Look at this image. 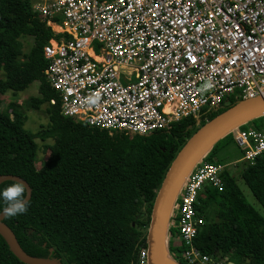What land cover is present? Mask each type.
Wrapping results in <instances>:
<instances>
[{
	"label": "trees",
	"instance_id": "trees-1",
	"mask_svg": "<svg viewBox=\"0 0 264 264\" xmlns=\"http://www.w3.org/2000/svg\"><path fill=\"white\" fill-rule=\"evenodd\" d=\"M53 37L34 13L33 0H0V95H17L38 82L39 95L29 106L44 107L49 120L46 129L29 131L22 107L11 102L1 110L0 100V176L20 177L32 189L27 213L4 222L35 258L61 264H131L146 247L156 196L178 153L201 127L242 99L230 97L228 104L199 121L186 118L146 136L91 127L63 115L60 95L48 82L44 47ZM24 38L32 41L28 52ZM263 127L264 116L242 126ZM38 139L53 141L45 146L50 153L40 169ZM232 142L235 145L230 133L204 161L215 164L219 152ZM220 176L223 189L206 185L198 198L204 225L194 244L219 261L264 264V217L247 201L228 167ZM241 177L264 208V156L246 163ZM174 212L169 254L177 263L188 264L182 259L186 247L175 239ZM0 264H24L1 235Z\"/></svg>",
	"mask_w": 264,
	"mask_h": 264
},
{
	"label": "built area",
	"instance_id": "built-area-1",
	"mask_svg": "<svg viewBox=\"0 0 264 264\" xmlns=\"http://www.w3.org/2000/svg\"><path fill=\"white\" fill-rule=\"evenodd\" d=\"M33 11L54 34L45 74L62 113L91 127L146 136L264 95V0H33ZM233 137L241 161L264 156V127ZM228 166L202 161L177 201L188 264H234L194 244L198 198L206 185L223 189ZM131 264H148L147 243Z\"/></svg>",
	"mask_w": 264,
	"mask_h": 264
},
{
	"label": "water",
	"instance_id": "water-1",
	"mask_svg": "<svg viewBox=\"0 0 264 264\" xmlns=\"http://www.w3.org/2000/svg\"><path fill=\"white\" fill-rule=\"evenodd\" d=\"M264 116V95L242 99L236 105L221 113L201 127L178 153L168 169L156 196L150 225L146 237L148 264H166L167 259L173 260L169 254V227L171 216L179 199V195L188 179L204 161L211 149L221 139L253 119ZM22 180L27 185L29 199L32 189L20 177L13 175L0 176V185L8 181ZM0 216V235L6 240L12 253L24 264H61L57 260L35 258L27 254L21 247L13 230Z\"/></svg>",
	"mask_w": 264,
	"mask_h": 264
},
{
	"label": "rangeland",
	"instance_id": "rangeland-1",
	"mask_svg": "<svg viewBox=\"0 0 264 264\" xmlns=\"http://www.w3.org/2000/svg\"><path fill=\"white\" fill-rule=\"evenodd\" d=\"M24 43V51L28 52L30 47L32 46V41L29 38L22 39ZM38 82H34L26 91L21 92L17 95H14L12 92H8L5 95H0L1 100V110H4L9 103L15 102L19 106L22 107L25 115H26V124L25 128L29 131L37 133L39 130H44L48 127L49 120L45 113V108L43 107L40 110H34L29 106V102L32 98L38 96ZM39 146V151L36 156V166L38 169L42 167L44 162L49 157V150L45 149L46 145H52L53 141L47 140L46 142H42L41 140H36ZM242 157L238 148L235 147L233 142L229 144L225 149H222L219 154L216 156L214 163L215 164H227L228 170L232 177H234L243 191L247 201L264 217V208L262 205L256 200L251 190L244 183L241 175L242 171L246 165V162L241 161ZM237 161L236 163H234ZM220 162V163H218ZM178 232V231H177ZM180 245L179 242L175 244V247Z\"/></svg>",
	"mask_w": 264,
	"mask_h": 264
},
{
	"label": "clouds",
	"instance_id": "clouds-1",
	"mask_svg": "<svg viewBox=\"0 0 264 264\" xmlns=\"http://www.w3.org/2000/svg\"><path fill=\"white\" fill-rule=\"evenodd\" d=\"M28 197L27 185L22 180L0 189V216L13 218L26 214L30 207Z\"/></svg>",
	"mask_w": 264,
	"mask_h": 264
},
{
	"label": "bare ground",
	"instance_id": "bare-ground-1",
	"mask_svg": "<svg viewBox=\"0 0 264 264\" xmlns=\"http://www.w3.org/2000/svg\"><path fill=\"white\" fill-rule=\"evenodd\" d=\"M166 264H176V263L169 258V259H167Z\"/></svg>",
	"mask_w": 264,
	"mask_h": 264
}]
</instances>
